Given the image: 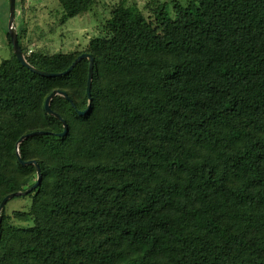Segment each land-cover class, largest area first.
Masks as SVG:
<instances>
[{
  "label": "trees",
  "instance_id": "obj_1",
  "mask_svg": "<svg viewBox=\"0 0 264 264\" xmlns=\"http://www.w3.org/2000/svg\"><path fill=\"white\" fill-rule=\"evenodd\" d=\"M24 0H19L22 4ZM171 1V2H170ZM108 10L76 55L0 64V264H264V0ZM60 24L98 0H58ZM10 5V2H9ZM109 9V8H108ZM58 15V14H57ZM56 90L52 110L47 98ZM17 200L30 201L11 215Z\"/></svg>",
  "mask_w": 264,
  "mask_h": 264
},
{
  "label": "rangeland",
  "instance_id": "obj_2",
  "mask_svg": "<svg viewBox=\"0 0 264 264\" xmlns=\"http://www.w3.org/2000/svg\"><path fill=\"white\" fill-rule=\"evenodd\" d=\"M98 1L100 4L90 9L86 15L74 18L63 25L58 21L61 16L58 0H24L22 4L17 0L16 29L20 33L24 31V45L28 48L29 55L33 52H41L45 55L60 53L76 55L87 51L94 39L107 35L104 22L109 17L108 10L114 4L123 3L131 6L132 9L137 7L149 14L147 0ZM9 16V0H0V64L12 57V49L8 44ZM26 204H30V201H14L9 206L8 214L11 215L13 211L24 208Z\"/></svg>",
  "mask_w": 264,
  "mask_h": 264
},
{
  "label": "water",
  "instance_id": "obj_3",
  "mask_svg": "<svg viewBox=\"0 0 264 264\" xmlns=\"http://www.w3.org/2000/svg\"><path fill=\"white\" fill-rule=\"evenodd\" d=\"M9 2H10V16H9L8 30H9V35H10V38H11L13 53H14V55L17 57V59L21 62V64L24 67L28 68L31 72H33L35 74H38V75H40L42 77L56 78V77H61V76L68 75L83 60H86V59L89 60V62H90L89 63V75H88V82H87V95H88V99H89V105H88V107H87V109L85 111L79 112L80 115H82V116L86 115L87 113H89L91 111V108H92V85H93V77H94V59H93L92 55H90V54H82V55L78 56L76 58V60L73 62V64L71 65V67L67 71L62 72V73H49V72H44V71H41V70L35 68L34 66H32L28 62V60H27V58H26L25 54L23 53V50H22V48L20 46V43H19L18 32H17V29H16V5H17V0H9ZM56 96H63L66 99L70 100L68 95H67V93H65L63 91H60V90H56L47 98L46 103H45V109H46V112L49 115L55 116L60 121H62V123L64 125V131L61 134H59V136L60 137H65V136L68 135L69 126H68L67 122L59 114H56L51 108L52 100ZM46 134H49V133L44 132V131H36V132H33V133H29L27 135L22 136L20 138L19 142L17 143V157H18L20 163L23 164V165H35L36 168H37L38 181L33 187H31L27 191L10 194L2 201V203L0 205V230H1L2 220H3L2 212H3V209L6 206V204L10 200H12V199H14L16 197H19V196H22V195H27V194L31 193L34 189H36L40 185L41 180H42V172H41V169L38 166L37 162L36 161L24 162L22 160L21 153H20V146H21V144L24 141H26L29 138L36 137V136H41V135H46Z\"/></svg>",
  "mask_w": 264,
  "mask_h": 264
}]
</instances>
